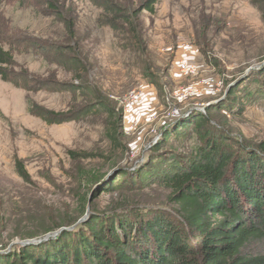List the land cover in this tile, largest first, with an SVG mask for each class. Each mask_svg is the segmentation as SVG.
<instances>
[{"label": "rangeland", "instance_id": "rangeland-1", "mask_svg": "<svg viewBox=\"0 0 264 264\" xmlns=\"http://www.w3.org/2000/svg\"><path fill=\"white\" fill-rule=\"evenodd\" d=\"M148 1L114 0L139 12L131 33L102 25L114 18L92 0H0L3 46L43 87L27 95L0 80L1 259L63 230L79 233L94 213L179 222L157 178L203 144L193 129L201 114L203 130L237 153L264 143V17L256 0H157L154 13L142 10ZM64 19L75 25L73 40ZM184 61L197 64L196 76L180 74ZM27 97L65 122L32 116ZM32 239L41 241L21 245Z\"/></svg>", "mask_w": 264, "mask_h": 264}, {"label": "trees", "instance_id": "trees-1", "mask_svg": "<svg viewBox=\"0 0 264 264\" xmlns=\"http://www.w3.org/2000/svg\"><path fill=\"white\" fill-rule=\"evenodd\" d=\"M156 1L149 0L142 10L154 13ZM92 2L114 18L101 20L102 25L116 32H138L134 22L139 12L128 14L114 0ZM47 6L52 12H59L53 3ZM255 6L264 17V0H256ZM64 22L71 40L75 39V25L66 19ZM1 38L0 31V80L27 95L39 92L43 87H37L35 78L15 63ZM141 39L134 38L139 48ZM242 92L246 100L254 96L247 89ZM230 94L228 101L236 106L237 92ZM27 99L32 116L50 125L65 122L62 113L41 108ZM98 104L99 110L114 117L104 102ZM207 120L201 114L194 121L193 129L201 132L203 142L195 148L194 156L184 165H174L169 172L160 170L162 174L157 178L158 185L171 192L170 202L178 207L179 222H169L159 215L144 221L142 214L131 218L118 211L94 213L81 223L79 233L64 230L56 241L20 247L10 258H0V264H264V143L257 148L240 146L242 151L237 153L226 140L203 130ZM112 140L116 141V137L112 136ZM17 172L24 182L30 181L21 162L17 163ZM98 180L93 179L95 186L106 179ZM194 238H199L200 244L192 246ZM253 244L263 248L253 251Z\"/></svg>", "mask_w": 264, "mask_h": 264}, {"label": "built area", "instance_id": "built-area-1", "mask_svg": "<svg viewBox=\"0 0 264 264\" xmlns=\"http://www.w3.org/2000/svg\"><path fill=\"white\" fill-rule=\"evenodd\" d=\"M198 66L195 62L184 61L179 65V72L183 77L196 76L198 74Z\"/></svg>", "mask_w": 264, "mask_h": 264}, {"label": "water", "instance_id": "water-1", "mask_svg": "<svg viewBox=\"0 0 264 264\" xmlns=\"http://www.w3.org/2000/svg\"><path fill=\"white\" fill-rule=\"evenodd\" d=\"M91 201V200H90ZM89 201V202H90ZM86 219V218H85ZM85 219H82L80 222H79V224H81ZM64 231V230H63ZM38 240L39 241H41L40 239H32V240H29L28 242H26V243H22L21 245H26V244H28V243H35V242H38Z\"/></svg>", "mask_w": 264, "mask_h": 264}]
</instances>
